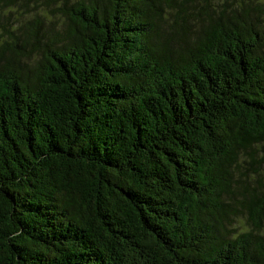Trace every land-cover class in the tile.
Here are the masks:
<instances>
[{
	"label": "trees",
	"instance_id": "16d2710c",
	"mask_svg": "<svg viewBox=\"0 0 264 264\" xmlns=\"http://www.w3.org/2000/svg\"><path fill=\"white\" fill-rule=\"evenodd\" d=\"M0 264H264V0H0Z\"/></svg>",
	"mask_w": 264,
	"mask_h": 264
}]
</instances>
